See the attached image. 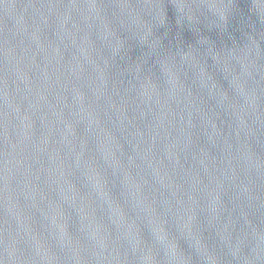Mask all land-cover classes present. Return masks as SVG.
<instances>
[{"label":"water","instance_id":"obj_1","mask_svg":"<svg viewBox=\"0 0 264 264\" xmlns=\"http://www.w3.org/2000/svg\"><path fill=\"white\" fill-rule=\"evenodd\" d=\"M0 264H264V0H0Z\"/></svg>","mask_w":264,"mask_h":264}]
</instances>
